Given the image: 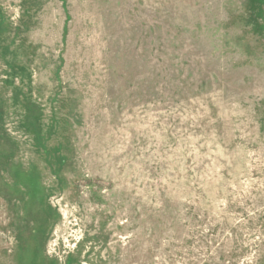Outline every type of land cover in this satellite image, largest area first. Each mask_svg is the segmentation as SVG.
I'll use <instances>...</instances> for the list:
<instances>
[{"label":"rangeland","instance_id":"obj_1","mask_svg":"<svg viewBox=\"0 0 264 264\" xmlns=\"http://www.w3.org/2000/svg\"><path fill=\"white\" fill-rule=\"evenodd\" d=\"M0 264H264V0H0Z\"/></svg>","mask_w":264,"mask_h":264},{"label":"trees","instance_id":"obj_2","mask_svg":"<svg viewBox=\"0 0 264 264\" xmlns=\"http://www.w3.org/2000/svg\"><path fill=\"white\" fill-rule=\"evenodd\" d=\"M254 12V9L252 10V13Z\"/></svg>","mask_w":264,"mask_h":264}]
</instances>
